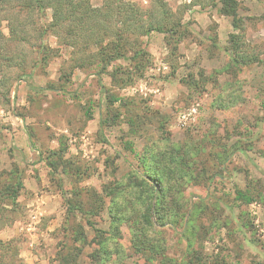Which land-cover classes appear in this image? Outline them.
<instances>
[{
  "label": "rangeland",
  "instance_id": "374dc122",
  "mask_svg": "<svg viewBox=\"0 0 264 264\" xmlns=\"http://www.w3.org/2000/svg\"><path fill=\"white\" fill-rule=\"evenodd\" d=\"M132 1L144 8L150 3ZM165 1L172 10L189 2ZM237 1L241 50L252 60L233 65L228 40L237 31L232 19L194 0L183 16L190 33L175 54L170 55L163 34L150 33L142 38L150 55L144 75L122 88L103 75L105 90L93 69L71 67L69 47L54 36L44 41L53 50L51 59L33 68L40 57L35 25L48 22L50 11L26 15L24 29L33 45L11 41L7 50L0 49L7 57L0 58V82L9 91L4 97L5 89H0V180L17 175L22 183L16 203L6 200L0 211V264H60L61 254L78 249L77 264H94L89 257L96 246L94 231L86 223L103 225L112 203L104 196L99 216L84 213L92 190L102 195L104 186L125 182L143 149L154 151L156 146L167 152L182 148L193 160L205 161L213 177L185 184L189 213L177 223L178 234L167 226L149 231V236L166 246L176 262L185 259L189 264L193 252L201 257L200 264H264V0ZM90 2L98 6L101 0ZM0 25L7 35L6 21ZM61 72L69 74V81ZM110 95L125 104L114 102V110L109 109ZM129 116L136 122L135 133ZM53 151L62 152L65 161L56 171L47 164L49 158L58 162ZM238 189L247 190L252 201L236 200ZM69 202L85 211L71 213ZM81 225L87 234L84 244L77 241ZM121 229L115 240L124 263H143L131 253L127 226Z\"/></svg>",
  "mask_w": 264,
  "mask_h": 264
},
{
  "label": "trees",
  "instance_id": "16d2710c",
  "mask_svg": "<svg viewBox=\"0 0 264 264\" xmlns=\"http://www.w3.org/2000/svg\"><path fill=\"white\" fill-rule=\"evenodd\" d=\"M193 1L189 0L187 4L172 10L165 0H150L146 8L132 0H101L98 6L92 5L90 0H0V15L3 14L0 16V23L6 21L8 32L7 35L3 33L0 25V40L3 41V47L0 49L7 50L11 41L33 45L24 29L26 15L33 12L46 15V11H50L48 22L45 21L43 25L36 22L35 25L39 40L36 51L40 57L34 60L33 68L41 64L46 65L51 59L53 50L44 41L46 37L54 36L61 39L62 45L69 47V60L73 69H93L92 73L96 75L101 90H105L101 82L103 75H108L113 85L122 88L141 78L149 67L150 55L143 44V37L152 32L163 34L164 43L169 48L170 55L175 54L178 45L190 33L183 22V16L185 9L188 5H192ZM195 1L202 5H209L219 14L232 19V26L237 31L229 34L228 40L230 60L233 65L252 60L241 50L244 44L241 39L243 35L240 32L242 22L238 15V1ZM0 58L7 59L1 50ZM15 58L19 59L18 56ZM9 59L8 57V61ZM120 60L124 63L114 64ZM22 70L21 73L26 74L25 68ZM31 74L32 72L29 75ZM68 75L60 73V77L62 76L65 81H69ZM4 86L5 81L1 80L0 89ZM4 89V97H6L9 92L8 87ZM51 89L55 90L53 86ZM109 102L108 108L111 110H114L112 108L114 102H118L119 105L125 104L121 97L113 95L109 96ZM90 115L88 114L89 117ZM100 122L104 124L105 119L101 118ZM135 123L132 116H129L128 125L132 133L136 132ZM158 129L164 133L162 122L158 124ZM125 145L133 151L131 142H126ZM156 148L154 151L148 148L143 149L139 155L138 167L136 166L127 174L125 182L120 181L109 187L104 186L102 195L92 190L89 210L85 211L82 206H75L76 202L68 203L71 213L73 210L80 209L89 216L96 217L104 210V196L111 198L112 204L107 208V220L103 221L105 226L103 224L96 227L89 221L86 223L94 231L93 241L96 246L95 250L89 254L94 264H125L122 248H119L115 240L116 236H121V228L125 225L131 235V253L138 259L144 260L143 263L136 264L186 263L185 259L176 262L174 258L169 257L165 252L166 246L161 242H155L149 236V231L157 228L167 230V226L175 231L177 223L181 224V220L189 213L185 210V184L188 181L199 184L201 180H210L213 176L207 174L205 161L193 160L192 154L188 155L189 153L182 148H174L169 152L162 150L159 146ZM61 153L53 151L51 154L56 156L58 162L50 158L47 161L48 166L54 171L65 163ZM195 154L198 155L199 152L196 151ZM2 175L3 173H0V179ZM21 188L22 183L17 175L13 177L8 175L6 179L0 180V211L5 209L6 200L12 206L16 203ZM124 192L129 193L130 199L124 198ZM118 197H121L122 201L119 202ZM234 197L244 203H249L253 199L247 190L239 189L236 190ZM187 223H190V220H187ZM83 228L84 225H81L77 229V241L82 244L87 241V234ZM184 229H189L186 222ZM114 254L115 257H113ZM80 255V249L69 255L61 254L60 264H77ZM201 260L198 254L191 252L188 263L200 264ZM214 263L221 264L224 261L214 260Z\"/></svg>",
  "mask_w": 264,
  "mask_h": 264
}]
</instances>
